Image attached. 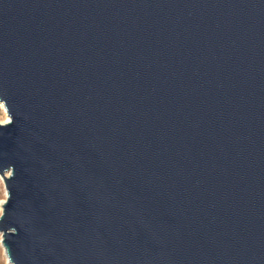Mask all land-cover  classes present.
I'll list each match as a JSON object with an SVG mask.
<instances>
[{
	"label": "water",
	"instance_id": "water-1",
	"mask_svg": "<svg viewBox=\"0 0 264 264\" xmlns=\"http://www.w3.org/2000/svg\"><path fill=\"white\" fill-rule=\"evenodd\" d=\"M10 264H264V0H0Z\"/></svg>",
	"mask_w": 264,
	"mask_h": 264
},
{
	"label": "rangeland",
	"instance_id": "rangeland-1",
	"mask_svg": "<svg viewBox=\"0 0 264 264\" xmlns=\"http://www.w3.org/2000/svg\"><path fill=\"white\" fill-rule=\"evenodd\" d=\"M3 120H4V113L0 109V123L3 122ZM5 195H6L5 194V187L2 183V181H0V201L5 200ZM1 211H0V214H1ZM0 264H7L5 254H4V250L1 247V244H0Z\"/></svg>",
	"mask_w": 264,
	"mask_h": 264
},
{
	"label": "bare ground",
	"instance_id": "bare-ground-1",
	"mask_svg": "<svg viewBox=\"0 0 264 264\" xmlns=\"http://www.w3.org/2000/svg\"><path fill=\"white\" fill-rule=\"evenodd\" d=\"M0 109H1L2 112L4 113V120H3V122H1L0 124H5V123L9 122L10 118H9L7 112H6V109H5L4 105L1 104V103H0ZM0 181H2V183H3V185H4V181H3V178H2L1 176H0ZM4 201H5V200H1V201H0V211L2 210V204H3ZM0 239H1V238H0ZM0 241H1V240H0ZM4 254H5V253H4ZM5 258H6V261H7V257H6V255H5ZM7 264H10V263H8V261H7Z\"/></svg>",
	"mask_w": 264,
	"mask_h": 264
}]
</instances>
